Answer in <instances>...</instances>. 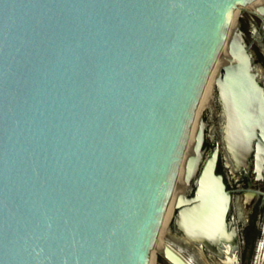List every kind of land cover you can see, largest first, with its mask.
<instances>
[{
    "label": "water",
    "instance_id": "95a60500",
    "mask_svg": "<svg viewBox=\"0 0 264 264\" xmlns=\"http://www.w3.org/2000/svg\"><path fill=\"white\" fill-rule=\"evenodd\" d=\"M257 1L0 0V264H150L181 171L176 231L238 251L217 168L221 148L264 167V83L231 30ZM225 45L206 155L196 118Z\"/></svg>",
    "mask_w": 264,
    "mask_h": 264
},
{
    "label": "flooded vegetation",
    "instance_id": "af4514ba",
    "mask_svg": "<svg viewBox=\"0 0 264 264\" xmlns=\"http://www.w3.org/2000/svg\"><path fill=\"white\" fill-rule=\"evenodd\" d=\"M215 105L217 107L215 119L218 125V129L213 131L212 133L214 134V136L220 137L221 143V125L223 122V112L221 106L217 103V101ZM208 111L206 112V115L203 118L207 122L206 139L204 143L205 150L207 149L206 146L208 145V127L210 122L214 120L208 118ZM217 145L220 146L219 142L215 144V147ZM220 147H222V143ZM227 164V175L225 174L224 170L219 167V164L217 168V173L221 174L224 177L226 188L231 194V207L227 221L229 224L234 223L237 228V240L239 244L238 251L234 254L231 253V246L229 244H226L225 242H222L221 245H219L218 248L220 249V252H217L213 248L206 247L205 245H197L186 239L183 236L181 230H179L178 233L174 227L173 221L169 230L172 236L178 239L182 244L189 247L194 252V254L200 259H202L206 264H240V253L243 245L241 237L242 231L250 225L252 218H254L255 216H258V225L261 224V220L264 217V167L260 168L257 165L256 148L251 153L246 167L235 166L234 164H231L229 162L228 158ZM192 196L193 189L190 191L186 190V197L190 198ZM177 211L178 210L175 211V216L177 214ZM173 214L174 209H171L170 219L173 217ZM258 245L259 244H257V246ZM166 248H170L188 264H194L191 259L187 258L180 250H177L171 244H164L159 251V255L156 258L153 256L150 264H174L165 255Z\"/></svg>",
    "mask_w": 264,
    "mask_h": 264
},
{
    "label": "rangeland",
    "instance_id": "374dc122",
    "mask_svg": "<svg viewBox=\"0 0 264 264\" xmlns=\"http://www.w3.org/2000/svg\"><path fill=\"white\" fill-rule=\"evenodd\" d=\"M234 20L238 22L237 26H239L245 34L246 41L248 45H250L251 52L254 57V62L259 67L260 76L264 83V22L254 14L251 6L237 10L234 15ZM214 75L215 73H212L198 110L201 112L199 117L204 118L206 112L209 110L207 114L208 118H211L212 120L214 119L212 122H210L208 127V145L206 146L207 149L205 150L206 155H209L213 151L217 142H219L221 146L220 137L214 136L212 133L218 129L215 119L217 107L215 105L216 91L214 87ZM194 127L195 125L193 126V130ZM219 167L224 170L225 174L227 173V157L222 149L220 153ZM182 186L183 181L179 180L173 196L174 199L177 198L179 193L183 192ZM175 211L176 210L174 208L173 217L170 219V207L167 210L165 220L161 228L155 250L153 252V256L156 258L159 255V251L164 244H171L174 248L180 250L187 258L191 259L194 264H206L202 259L197 257L189 247L182 244L170 233L169 230L175 216ZM258 221V216H255L252 218L250 225L242 231L241 237L243 245L240 253V264H264V217L261 220V224L258 225ZM257 244L259 245L257 246Z\"/></svg>",
    "mask_w": 264,
    "mask_h": 264
},
{
    "label": "bare ground",
    "instance_id": "6f19581e",
    "mask_svg": "<svg viewBox=\"0 0 264 264\" xmlns=\"http://www.w3.org/2000/svg\"><path fill=\"white\" fill-rule=\"evenodd\" d=\"M264 4V0H259V1H257L256 3H254L253 5H251V8H252V11L255 13V9H256V7L258 6V5H261V4ZM237 25H238V22H236L234 19H233V23H232V25H231V30H234L236 27H237ZM227 45H225V47H224V49H223V52H222V56H221V58L219 59V62L217 63V65H216V67H215V69H214V71H213V74L215 73V75H214V79L216 78V76H217V74H218V71H219V68L221 67V65L223 64V63H225L226 62V59L228 58V52H227ZM200 111H198V113H197V118H196V122L198 121V119L200 118L199 116H200ZM196 122H195V127H194V130H193V134H192V137H191V141H190V143H189V148H188V150H187V155H189L190 153H191V151H192V145H193V143H194V133H195V131H196ZM180 180H182L183 181V171H181V177H180ZM182 188H183V192H181V193H186V190L187 189H189L188 188V186H187V184L183 181V186H182ZM181 193H179V194H181ZM175 202H176V199H174L173 198V200L171 201V204H170V210L171 209H174L175 207H174V205H175Z\"/></svg>",
    "mask_w": 264,
    "mask_h": 264
}]
</instances>
